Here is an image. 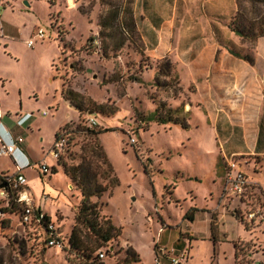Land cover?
I'll list each match as a JSON object with an SVG mask.
<instances>
[{
    "label": "rangeland",
    "instance_id": "1",
    "mask_svg": "<svg viewBox=\"0 0 264 264\" xmlns=\"http://www.w3.org/2000/svg\"><path fill=\"white\" fill-rule=\"evenodd\" d=\"M0 1V66L4 71L0 91L6 99L5 103L0 98V110L17 108L22 101L35 112H49L46 118L36 113L35 125L20 134L35 164L46 165L48 171L44 175L37 168H25L21 173L35 208L47 214L65 244L64 249L48 248L42 231L21 224L19 211L14 209L0 220V264H89L99 252L95 250L88 263L83 259L82 249L96 247L98 240L76 220L82 202L76 181L49 154L55 135L67 124L72 140L59 163L70 169L84 161L89 164L95 185L105 187L90 203L96 205L98 219L108 220L119 230L117 237L100 248L106 251L103 264H127L129 247L140 259L136 264H156V258L159 264H171L159 249L174 256L191 254L185 264H248L247 254L264 264V221L246 225L230 217L215 227L206 214L210 194H220L225 169L218 166L219 158L210 153L213 147L204 138L209 124L192 113L200 102L194 98L188 72L192 56L220 49L209 38L208 26L203 27L205 34L199 41L163 42L164 55L153 60L143 53L137 31L98 27V19L111 7L117 6L118 20L126 21L132 0H78L85 16L78 8L68 9L64 0ZM97 29L98 45L88 46V36ZM38 30L44 33L42 40L35 38ZM3 35L9 41L3 43ZM28 40H33L31 48ZM121 40L122 47L116 49ZM246 45L251 48L252 43ZM165 63L168 72H163ZM158 66L162 73L156 86ZM68 92L81 112L72 109ZM159 104L165 110L181 108V116L191 106L188 130L139 122ZM88 116L97 121L96 127L86 124ZM91 129L101 133L91 134ZM6 159H0L1 163ZM216 177L222 178L221 185L211 183ZM259 184L263 190L264 180ZM253 206L264 212L262 191L255 200L240 204L241 215ZM227 210L234 216L232 208L227 206ZM186 213H192V221L185 219ZM72 231L75 242L70 246ZM217 239L221 245L213 253L211 244Z\"/></svg>",
    "mask_w": 264,
    "mask_h": 264
},
{
    "label": "crops",
    "instance_id": "2",
    "mask_svg": "<svg viewBox=\"0 0 264 264\" xmlns=\"http://www.w3.org/2000/svg\"><path fill=\"white\" fill-rule=\"evenodd\" d=\"M63 2L68 9H77L80 5L78 0ZM131 10L139 40L143 43V53L153 60L164 55L163 42H196L205 34L203 27L210 28L208 36L217 42L220 49L203 51L189 61L188 80L194 85V98L200 102L192 113L205 125L209 124L204 138L210 140L213 147L210 153L219 158L218 166L225 169L227 162L233 160L247 179L260 187L259 183L264 180V36L243 38L229 26L235 23L239 28H246L264 23V0H132ZM97 31H92V34ZM1 38L3 43L9 41L7 36ZM240 41L252 43L251 48L246 44L240 45ZM3 73L0 66V78L4 77ZM3 86L7 88L6 84ZM0 98L6 103L1 91ZM190 110L191 106L185 113ZM7 111L10 115L3 117L2 123L12 137H19L25 127L34 126L36 113L43 118L49 115L47 110H42L47 112L42 116L41 112H35L22 101L17 108L0 110L3 114ZM27 113H32V116L22 127L17 126V115ZM19 147L23 153L20 160L35 164L30 146L23 141ZM13 172V159L7 157L2 160L0 175ZM220 181L222 178L216 177V181L212 179L211 183L219 185ZM215 194H210L211 202L206 214L210 216L211 225L217 227L230 217L236 219V211L232 209L234 216L229 215L219 195ZM162 222L163 228H167L164 220ZM189 235L193 238V234ZM220 245L218 239L212 242L213 253ZM190 255L188 253L187 256ZM246 257L256 261L251 254Z\"/></svg>",
    "mask_w": 264,
    "mask_h": 264
},
{
    "label": "built area",
    "instance_id": "3",
    "mask_svg": "<svg viewBox=\"0 0 264 264\" xmlns=\"http://www.w3.org/2000/svg\"><path fill=\"white\" fill-rule=\"evenodd\" d=\"M3 5L0 1V19L2 17ZM36 39H43L44 33L38 30ZM33 40L27 41V47L31 48L33 46ZM94 45H98L97 39L93 41ZM46 111L41 112L42 116L46 115ZM10 113L0 112V157H11L14 161V172L11 174L1 175L0 179V220L5 217L6 213L3 209L10 208V202L19 211L20 223L27 226H35L40 229L43 233L44 241L47 247H59L64 249L65 244L63 240L59 237L57 230L53 228L49 217L42 209H37L34 206L33 197L26 186V180L22 175V170L25 168H37L46 174L48 167L44 164H31L28 161L20 160V155L22 151L19 145L23 142V139L19 137H12L10 132L6 130L2 123V118L9 116ZM32 116V113H27L25 115H17L16 125L22 127L26 121ZM86 124L90 128L97 126V121L92 117L88 116L85 120ZM68 133L61 131L59 138L55 141L53 148L49 151V154L53 156L56 160L61 157L64 149L67 147ZM258 191H262L264 196V191L249 181L245 173L239 168V165L230 160L227 162L223 177V183L221 191L219 194L220 201L222 202L224 208L227 206L236 211V215L247 224H257L264 221V212L261 208L253 206L246 215L243 217L240 213V204L246 201L255 200L258 195ZM235 207L233 208V204ZM161 256L169 258L171 264H185L187 260L186 253L181 252L179 255H170L164 249H159ZM98 258L103 261L106 256L104 250H99ZM252 255V254H251ZM156 264H159V259L156 258ZM248 264H263L258 261L248 260Z\"/></svg>",
    "mask_w": 264,
    "mask_h": 264
},
{
    "label": "trees",
    "instance_id": "4",
    "mask_svg": "<svg viewBox=\"0 0 264 264\" xmlns=\"http://www.w3.org/2000/svg\"><path fill=\"white\" fill-rule=\"evenodd\" d=\"M112 9H108L107 13L101 18L98 19V27H100V30L104 28H112L116 26H121V29L123 31H128L129 33L136 34V26L135 22L133 19V13L132 10L127 9V13L129 14V17L126 21H119V8L116 7H111ZM78 11L80 12L81 15L85 16L86 12L83 11L82 8L78 7ZM130 18V19H129ZM119 24V25H116ZM229 28L231 31H233L236 35L243 37V38H259L264 36V23H260L258 26H249V27H241L239 28L235 23L230 24ZM101 32V31H100ZM126 32L127 34H129ZM94 39H97L96 36L90 35L88 36L86 42L88 46H92ZM124 43V40H121L115 45L116 49H119L122 47ZM168 63H165V69L163 72H166L168 67ZM161 66V65H160ZM160 66H158V70L155 74L154 77V84L156 86L160 85L159 83V76L162 73V69L160 70ZM168 72V71H167ZM164 75H166L164 73ZM176 78V77H175ZM70 92L67 94V99L70 101L71 106L74 107L78 112L82 111V108L79 107L74 103V100L69 96ZM182 109H175L171 111L170 109L165 110L163 108V105L159 104V108H156V110L151 113L149 116H147L143 120H139V122H142L144 124H149V123H155L159 126H166V125H173V126H178L183 130L188 129V123H187V116L188 113H185L183 116L182 114ZM61 131H64L68 133V141H67V147L70 144V141L72 140L71 134L73 131L70 129L69 125L67 124ZM61 133V132H60ZM60 133H57L55 135V141L59 138ZM89 133L91 134H99L101 131H95L94 129L89 130ZM66 147V148H67ZM64 149V151L66 150ZM96 150L98 151V148L96 147ZM96 151L94 150L92 153L94 154ZM96 154V153H95ZM60 158L57 159V164L61 165L64 171V174L69 177L72 181H76L77 186L80 189L81 196H82V202L80 206L78 207L77 215H76V220H79L86 229H88L92 234L95 236V239L97 241V246L94 248H83L82 249V257L83 259L88 263L91 261V254L95 252V250H102L100 248L104 247L107 243H109L114 237H117L119 235V230L116 229L108 220L103 221L98 219V211L96 209V205L90 203V199L94 196L98 197L101 195L102 192L105 191V187H99L96 186L93 179L90 177L89 174V164L86 163L85 161L82 162L80 165L77 167L70 169L65 167L64 165L59 163ZM56 170L53 168L52 173H55ZM4 175V174H1ZM0 175V179H1ZM45 175V174H44ZM78 179V181H77ZM17 209L15 205L13 204V201L10 202V208L9 209H3L4 213H10L11 210ZM18 210V209H17ZM237 219H239L242 223H244L241 218H239V215L237 214L235 216ZM185 219L192 221L193 218L190 216V213H186ZM75 242L74 239V231L71 232L69 239H68V244L70 246L73 245ZM106 252V251H105ZM127 257H129V261L127 264H136L140 263V259L138 255H136L135 251L129 247L126 251ZM89 264H103V262L98 258V254L95 256L94 261L90 262Z\"/></svg>",
    "mask_w": 264,
    "mask_h": 264
},
{
    "label": "water",
    "instance_id": "5",
    "mask_svg": "<svg viewBox=\"0 0 264 264\" xmlns=\"http://www.w3.org/2000/svg\"><path fill=\"white\" fill-rule=\"evenodd\" d=\"M25 4L28 5V3L25 1ZM72 107V106H71ZM72 109H75L74 107H72Z\"/></svg>",
    "mask_w": 264,
    "mask_h": 264
}]
</instances>
